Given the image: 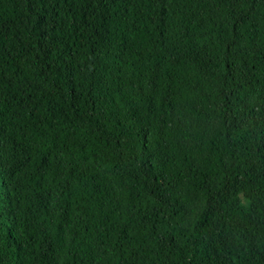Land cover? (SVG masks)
<instances>
[{
    "label": "trees",
    "instance_id": "16d2710c",
    "mask_svg": "<svg viewBox=\"0 0 264 264\" xmlns=\"http://www.w3.org/2000/svg\"><path fill=\"white\" fill-rule=\"evenodd\" d=\"M0 264H264V0H0Z\"/></svg>",
    "mask_w": 264,
    "mask_h": 264
}]
</instances>
